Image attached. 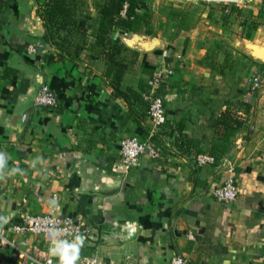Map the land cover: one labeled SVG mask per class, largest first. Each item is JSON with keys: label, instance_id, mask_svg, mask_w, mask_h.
<instances>
[{"label": "crops", "instance_id": "1", "mask_svg": "<svg viewBox=\"0 0 264 264\" xmlns=\"http://www.w3.org/2000/svg\"><path fill=\"white\" fill-rule=\"evenodd\" d=\"M45 1H0L4 227L53 210L91 227V236L79 242L78 259L170 264L180 255L189 264H264V5L201 0L167 11L164 2L151 0L152 35L118 31L109 39V46L120 40L127 48L122 90L141 94L140 82L152 76L145 69L166 72L161 93L167 122L155 139L162 157L153 161L145 154L128 166L121 142L147 137V106L116 95L103 58L74 60L45 40L38 14ZM87 1L94 32L100 1ZM135 35L159 44L149 52L131 48L126 40ZM40 44L44 49L29 52ZM43 84L58 96L57 108L35 104ZM200 154L216 162L199 166ZM225 160L235 165L240 187L231 204L212 195L228 178ZM108 180L121 184L112 187ZM117 226L134 235L112 236ZM8 236L15 247L2 249L7 264H22V253L47 248L42 236Z\"/></svg>", "mask_w": 264, "mask_h": 264}, {"label": "built area", "instance_id": "2", "mask_svg": "<svg viewBox=\"0 0 264 264\" xmlns=\"http://www.w3.org/2000/svg\"><path fill=\"white\" fill-rule=\"evenodd\" d=\"M5 1V0H0ZM44 49V45H30L28 50L36 53ZM166 72L156 70L148 81L149 93L146 101L149 103L148 118L150 121V133L145 139L138 137H128L121 142L120 155L128 166H133L142 156L148 154L153 161H158L162 157V149L156 144L155 139L162 131L167 122V110L164 96L161 93L165 87ZM258 81L252 82V90L256 91ZM35 104L42 108H57L59 98L56 93L48 86L43 85L35 98ZM216 159L208 154L197 156L199 166L214 164ZM227 180L212 191L215 200L220 204H231L235 202L240 195V187L236 174L235 165L225 160ZM91 227L84 220L69 215H59L51 210L47 214H29L26 215L22 222L17 225L0 227V264H7L2 260V249L10 246L15 247V243L9 239L12 236H42L45 239L47 248L42 250L35 248L26 253H22V264H55L51 249L57 242H84L91 236ZM190 239L194 240L192 234ZM75 264H99L98 259L91 256H84L75 261ZM170 264H189L183 256H176Z\"/></svg>", "mask_w": 264, "mask_h": 264}, {"label": "trees", "instance_id": "3", "mask_svg": "<svg viewBox=\"0 0 264 264\" xmlns=\"http://www.w3.org/2000/svg\"><path fill=\"white\" fill-rule=\"evenodd\" d=\"M151 0H102L96 2L98 9L95 20V31H91V24L86 18L87 0H46L40 5L38 14L46 28L45 40L52 44L60 54L71 56L74 60L83 55L92 58H103L107 64L106 76L112 77L111 85L116 95L125 103L134 102L147 106L142 93H149L148 81L140 82L141 94L129 88L122 90L121 85L129 63L122 58L127 50L120 40L114 46H109V39L118 31L124 34L145 32L152 35V19L154 8ZM88 37L94 39L89 43ZM147 74L154 71L145 69ZM149 119V118H148ZM224 121H227V119ZM241 126V122H236ZM147 137L150 128L145 130Z\"/></svg>", "mask_w": 264, "mask_h": 264}, {"label": "water", "instance_id": "4", "mask_svg": "<svg viewBox=\"0 0 264 264\" xmlns=\"http://www.w3.org/2000/svg\"><path fill=\"white\" fill-rule=\"evenodd\" d=\"M126 43L131 48H136V46L139 45L141 48H143L147 52L153 51L159 44L158 41H153L151 43L146 42L139 35H135V37L131 40H126ZM251 47L255 48V46H253V45ZM260 58H263V56H261ZM108 184H110V185L112 184V187H115V186L119 187L121 182H113L112 180H108ZM7 221H8L7 216L5 214L0 213V227L6 226ZM121 235L132 237L134 234H133L132 230H125L124 227H122V226L115 227L112 231V236H121Z\"/></svg>", "mask_w": 264, "mask_h": 264}, {"label": "clouds", "instance_id": "5", "mask_svg": "<svg viewBox=\"0 0 264 264\" xmlns=\"http://www.w3.org/2000/svg\"><path fill=\"white\" fill-rule=\"evenodd\" d=\"M54 256H59L60 264H75L79 255V241L77 244H59L56 248L51 249Z\"/></svg>", "mask_w": 264, "mask_h": 264}, {"label": "rangeland", "instance_id": "6", "mask_svg": "<svg viewBox=\"0 0 264 264\" xmlns=\"http://www.w3.org/2000/svg\"><path fill=\"white\" fill-rule=\"evenodd\" d=\"M98 1H102V0H98ZM156 1H160V2H164V5L168 6L166 7L167 11L170 10V8H173V5H178V6H185L186 8L189 6H192L193 4L197 3V2H201V0H156ZM207 1V0H206ZM243 1H248V2H259L258 4H263L264 5V0H242L241 2H239L238 4H242ZM213 2H218L220 4H229V3H234V2H226V1H213ZM247 2V4H249ZM152 4V3H151Z\"/></svg>", "mask_w": 264, "mask_h": 264}]
</instances>
